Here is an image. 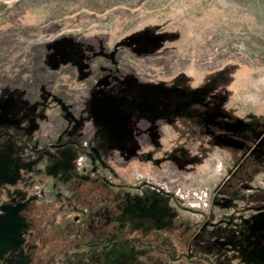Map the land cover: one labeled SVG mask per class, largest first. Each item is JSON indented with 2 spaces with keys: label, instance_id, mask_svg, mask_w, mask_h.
Listing matches in <instances>:
<instances>
[{
  "label": "flooded vegetation",
  "instance_id": "af4514ba",
  "mask_svg": "<svg viewBox=\"0 0 264 264\" xmlns=\"http://www.w3.org/2000/svg\"><path fill=\"white\" fill-rule=\"evenodd\" d=\"M72 38L71 35L67 36L69 40ZM92 38L93 35L81 34L73 46L61 44L59 50L58 45L50 44L51 52L46 56L47 62L50 58L59 60L57 63H64V69L69 71L64 78H58L52 84V90L79 98L77 105H57L53 100L51 104L48 99L51 91L49 88H41L40 86L48 85L40 80L37 85L33 80L34 83L28 89L23 87L20 80L9 81L2 78L0 101L2 98L4 101L0 105V264H70L64 263L59 256L67 251L69 245L65 242L73 235L80 236L81 239L84 237L83 246L94 247L101 244L103 248L112 250L113 255L118 249L116 252L122 253L117 257L120 260H126L130 243L136 256H146V264H264L263 193V196L251 195V201L247 200L240 205L230 192L224 196L221 188L218 194L223 195L222 199L216 200V192L211 193L210 203L214 208L227 205L239 211L226 221L229 225L224 226V223L220 224L215 219L207 229V223L212 220V211L208 213L211 217L193 223L182 216L178 209L171 208V211L166 212L153 209L148 195L143 196L140 191L138 193L141 195L125 196L123 206V201L118 202L115 207V227H111L114 221L111 213L114 206L111 205L115 203H109L104 198V188L114 189L115 200H123L120 194L125 191L126 186H115V182L110 184L97 171L81 172L77 166L83 148L87 155L101 157L102 163H109V170L115 177V122L119 120V111L129 110L131 103L137 101V95L129 88L135 85L134 74L130 75L132 73L128 70L120 71L119 54L123 48L115 44L110 46L107 42L89 43ZM142 80L152 81L143 77ZM141 95H146L145 90ZM183 100H187V95ZM10 102L16 111L15 115L10 116L12 122L1 118ZM132 113L135 111H131L129 117H132ZM167 127V121H161L156 126L161 131ZM88 130H91L90 133ZM146 133L150 134V131ZM248 137L254 143L255 160L261 161L263 154L259 149L262 140ZM75 143L79 145L78 149L69 148ZM54 145H58L60 150L53 148ZM245 145L246 141H242L238 146L243 150ZM216 153L230 162L228 153L219 151L212 155L215 156ZM255 171L259 173L263 170L244 169L240 173L247 178ZM233 174V171L229 173V180ZM38 175L43 177L42 184L51 182L52 188L58 185V181L64 183L68 190L67 197L60 202L57 198L51 201L41 199L37 191L33 190L34 176ZM237 186L244 191L249 187L245 179L239 181ZM91 188L99 189L96 193H101L102 200L93 204L82 203L86 200L83 199L85 190L93 192H89L90 195L87 193V198L95 196L96 193ZM156 198L154 196L152 200L155 201ZM257 198L259 202H253ZM81 203L82 207H79ZM231 214L233 215L230 212ZM95 219L99 221L98 224H92ZM85 221L87 235L83 236L80 225ZM102 226L115 231L112 229L111 232L108 230L110 233H102ZM190 226L194 230L189 236L190 241L186 242L188 238L185 237L189 233L186 229ZM88 236H93L90 242L86 241ZM103 236L109 237L103 241ZM176 236L182 239V245H176ZM124 241L125 244L121 247L120 244ZM203 241L204 244L201 243ZM235 248H241L240 252ZM134 260L133 257V263ZM100 261L98 259L93 263ZM93 263L90 261L87 264Z\"/></svg>",
  "mask_w": 264,
  "mask_h": 264
},
{
  "label": "rangeland",
  "instance_id": "374dc122",
  "mask_svg": "<svg viewBox=\"0 0 264 264\" xmlns=\"http://www.w3.org/2000/svg\"><path fill=\"white\" fill-rule=\"evenodd\" d=\"M81 34L94 36L88 40L89 43L119 45L123 48L119 54L121 68L134 70L145 80L170 82L181 74L195 79L207 74L223 73V82H232L231 87L236 88L233 101L246 109L247 113L255 109L264 115V0H0V74H16L13 78L20 80L26 88L33 76L30 73L36 71L37 60L32 53L37 46L56 44L59 50L61 44L73 46ZM68 35L73 38L67 39ZM54 61L52 58L48 60V69L55 67L59 60ZM233 76L234 80H228ZM33 79L39 80L37 77ZM3 101L4 98L0 105ZM4 111L1 118L12 122L10 116L16 114L13 103L10 102ZM212 154L199 161L200 164L205 163L206 167L200 168L194 175L189 173L187 177L181 176L171 162L160 167L131 163L126 168L116 169L114 177L109 170V163H102L101 157L87 155L83 148L77 168L81 172L97 171L110 184L115 182V186H126L120 194L123 200H115L114 189L104 188V198L109 203H115L111 205L114 206L111 208L113 228L118 202L123 201V206L125 196L140 194L138 192L141 191L143 196L148 195L151 206L163 212L171 211L168 202L161 196L160 202L159 198L153 201V197L158 194L171 197L179 213L193 223L211 217L208 213L212 211V220L206 226L209 229L215 219L220 224L224 223V226L229 225L226 221L239 211L227 205L214 208L210 203L211 193L216 192L217 197L221 188L223 195L227 196V192H230L238 205L251 201V195L264 194V170L244 177L249 186L247 191L239 187L236 192L237 185L235 188L232 183L227 185L232 187H221L222 179L229 170L235 174L238 169L234 165L230 168V162L221 155ZM261 164L264 166L263 161ZM42 179V175L34 176L33 185V190L37 191L41 199L51 201L57 198L60 202L67 197L68 190L64 183L58 181V185L52 188L51 182L42 184ZM97 189L90 190L96 193ZM89 192L93 194L92 191H84L83 199L86 200L82 203L93 204L102 200L100 192L87 198ZM258 199L253 202H259ZM82 203L78 206L82 207ZM98 222L95 219L92 224ZM85 224L87 221L80 225L83 236L87 235ZM113 228L102 226V233L115 231ZM189 236L187 233L186 242L190 241ZM107 237L103 236L102 240ZM84 241L83 237L82 243ZM175 241L176 245H182L181 238L176 236ZM65 243L70 244L69 241ZM123 243L125 241L120 244L121 247ZM201 243L204 244V241ZM128 246L126 260L117 259L122 254L116 252L118 249L113 255L112 250L103 248L101 244L83 246L81 249H77L81 246L72 247L59 257L64 263L70 264L95 263L98 259L101 261L97 264L148 262L146 256H136L130 243ZM121 250L124 251V248Z\"/></svg>",
  "mask_w": 264,
  "mask_h": 264
},
{
  "label": "trees",
  "instance_id": "16d2710c",
  "mask_svg": "<svg viewBox=\"0 0 264 264\" xmlns=\"http://www.w3.org/2000/svg\"><path fill=\"white\" fill-rule=\"evenodd\" d=\"M46 45H39L33 50L32 55L37 60V67L35 72L30 73L33 76L28 81L26 88L29 89V85L34 82L36 85L39 84L37 81L33 82V78L37 77L44 85H48L40 87L50 89L51 93L48 95V99L51 104L52 100L57 105L74 106L79 104V98L58 94L52 90V84H55L58 78H64L69 71L65 70L64 63L60 64V62L55 67L48 69L46 56L51 52V47ZM122 70L124 69H120V71ZM129 73H132L130 74L132 76L134 74V78H132L135 85L129 88L136 93L137 101L131 103L129 110L119 111V120L115 122V136L117 137L115 141V173L116 169L126 168L131 163L152 164L160 167L166 162H171L180 171L181 176L187 177L189 173L194 175L200 168L206 167L205 163H199L200 160L207 159L209 155L219 151L228 153L229 167L234 165L238 172L244 169L264 170V166L261 164L262 161L264 163V115L255 109H250L251 111L247 113L246 109H242L236 101H233L235 95L233 92L236 88L231 87L232 82H223L222 77L225 74L222 73V77L218 73L207 74L195 79L181 74L170 82L161 79L144 82L140 73H136L134 70ZM11 75L8 72L1 73L0 84L2 78L15 81L16 79L13 77L17 75ZM228 80H234V76L229 77ZM144 90L145 96L141 95ZM224 90L226 92H223ZM185 95H187V100L184 101ZM173 108L176 110L173 111ZM133 110L135 113L129 117L128 114H131ZM182 110H184L183 113H181ZM161 121L168 123V127L164 131L156 128ZM90 131L88 130V133ZM147 131H150V134L146 133ZM248 136H252L254 140H262L259 149L263 154L261 161L255 160L254 143L249 140ZM242 141H246L243 150L238 146ZM78 146L75 143L69 148L76 150ZM52 147L60 150L58 145ZM243 154L245 155L242 158ZM187 162H191L190 165ZM229 172L223 177L220 186L226 187L232 183L236 188L244 176L242 173L236 174V171L232 179L229 180ZM189 177L191 178V176ZM236 190V192L239 191L238 186ZM219 194L216 200L222 199V194ZM160 196L168 202L169 209H178L177 205L172 204L171 197L161 194L156 197L160 199ZM186 230H189L190 235L193 234V227L190 226ZM92 237H85L86 241L90 242ZM69 242L68 250L76 246H81L77 249L82 248L80 236H71Z\"/></svg>",
  "mask_w": 264,
  "mask_h": 264
}]
</instances>
